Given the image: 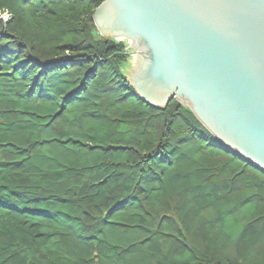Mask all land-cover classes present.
Returning <instances> with one entry per match:
<instances>
[{
	"label": "trees",
	"instance_id": "16d2710c",
	"mask_svg": "<svg viewBox=\"0 0 264 264\" xmlns=\"http://www.w3.org/2000/svg\"><path fill=\"white\" fill-rule=\"evenodd\" d=\"M104 0H0V264H264V171L148 103Z\"/></svg>",
	"mask_w": 264,
	"mask_h": 264
},
{
	"label": "water",
	"instance_id": "95a60500",
	"mask_svg": "<svg viewBox=\"0 0 264 264\" xmlns=\"http://www.w3.org/2000/svg\"><path fill=\"white\" fill-rule=\"evenodd\" d=\"M93 20L132 42L127 72L145 101L175 98L264 171V0H104Z\"/></svg>",
	"mask_w": 264,
	"mask_h": 264
},
{
	"label": "rangeland",
	"instance_id": "374dc122",
	"mask_svg": "<svg viewBox=\"0 0 264 264\" xmlns=\"http://www.w3.org/2000/svg\"><path fill=\"white\" fill-rule=\"evenodd\" d=\"M0 17L3 19V20H7L9 17H10V14L7 12V11H4V10H1L0 11ZM95 23V22H94ZM96 25V24H95ZM96 27H97V25H96ZM98 30H99V32H100V34L101 35H105L104 33H102L101 31H100V29L99 28H97ZM106 36H108V37H112V36H109V35H106ZM113 38V37H112ZM122 41H125V43H126V46H127V48H128V50H129V56L132 54V50H133V46L131 45V43L129 42V40L128 39H124V38H122L121 39ZM178 101V100H177ZM180 102V101H179ZM181 103V102H180Z\"/></svg>",
	"mask_w": 264,
	"mask_h": 264
},
{
	"label": "bare ground",
	"instance_id": "6f19581e",
	"mask_svg": "<svg viewBox=\"0 0 264 264\" xmlns=\"http://www.w3.org/2000/svg\"><path fill=\"white\" fill-rule=\"evenodd\" d=\"M112 37H113V36H112ZM117 38H120V39H121L122 37H117ZM129 42L132 44V42H131L130 40H129ZM132 46H133V45H132Z\"/></svg>",
	"mask_w": 264,
	"mask_h": 264
}]
</instances>
